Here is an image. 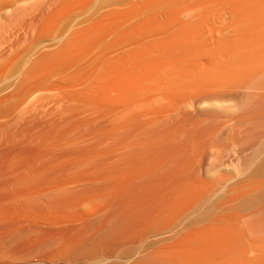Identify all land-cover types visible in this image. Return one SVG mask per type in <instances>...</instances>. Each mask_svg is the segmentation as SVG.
I'll return each mask as SVG.
<instances>
[{"label":"rangeland","instance_id":"obj_1","mask_svg":"<svg viewBox=\"0 0 264 264\" xmlns=\"http://www.w3.org/2000/svg\"><path fill=\"white\" fill-rule=\"evenodd\" d=\"M262 158L264 0H0V264H264Z\"/></svg>","mask_w":264,"mask_h":264},{"label":"bare ground","instance_id":"obj_2","mask_svg":"<svg viewBox=\"0 0 264 264\" xmlns=\"http://www.w3.org/2000/svg\"><path fill=\"white\" fill-rule=\"evenodd\" d=\"M254 172L255 173H264V158H262V160H260L258 163H257V165L255 166V168H254ZM239 196V195H238ZM237 199V201H236V203L239 205V206H242V207H248V206H250V205H252L254 202H256L257 201V199H258V195H242V196H239L238 198H236ZM157 220V219H156ZM212 229V228H211ZM203 233V232H202ZM205 233V232H204ZM221 234V233H220ZM200 235V234H199ZM248 235V234H247ZM220 236H223V235H219V233L217 232V231H214V232H209V233H205L202 237H201V239H200V241L202 240V238H203V242L205 241L206 243H207V245L208 246H205L204 247V249L206 250L207 248H209V246L210 247H212L213 249H214V252H213V250L211 249V248H209V249H207V251L209 250V251H211L212 250V252L213 253H209V256H206V254L208 255V252H205V250H203V252L204 253H202L201 255L203 256H201L202 258L201 259H205V257H206V259L208 258L209 259V257H210V259H212L213 257H215L214 256V254H216L215 252L216 251H219V250H221V253L220 254H222V250L224 251V248L226 247V246H228V245H226L225 247H224V242H222V241H225V239L223 240L222 238H220ZM198 237V236H197ZM196 237V238H197ZM228 237V236H227ZM224 238V237H223ZM228 240H229V238H228ZM246 241V240H245ZM70 242V241H69ZM179 242V241H178ZM198 242V244L200 245V246H198L197 247V250H196V254H197V251H198V249H201V247L204 245V243L202 242H199L198 241V238L196 239V243ZM227 243H229L228 241H226ZM79 243V242H78ZM77 243V244H78ZM190 243V242H189ZM247 243V242H246ZM72 244V243H71ZM76 244V242H73V244H72V246L69 244V246H67L68 248H70V250H71V248H73L72 250H75V249H77V248H79V246L80 245H77ZM80 244V243H79ZM175 245V244H174ZM200 247V248H199ZM207 247V248H206ZM224 247V248H223ZM223 248V249H222ZM258 248V247H257ZM81 249V248H80ZM174 249V248H173ZM78 250V249H77ZM175 250V249H174ZM202 250H199V252H198V256H200V252L202 251ZM231 250H232V248H231ZM256 250V249H255ZM228 252H230V251H228ZM219 253V252H218ZM224 253V252H223ZM231 253V252H230ZM253 253V252H252ZM179 254V253H178ZM177 254V255H178ZM196 254H194V256H197ZM220 254H218V256L217 257H219V255ZM211 255H212V258H211ZM190 256H191V258H192V256L193 255H191L190 254ZM205 256V257H204ZM226 257V256H225ZM178 258V257H177ZM190 258V259H191ZM197 258V257H196ZM196 258H194V259H196ZM200 258V257H199ZM199 258H197V259H199ZM171 259V258H170ZM185 259H186V257H185ZM193 259V260H194ZM179 260V259H178ZM189 260V258H187V260L186 261H188ZM213 260H215L214 258L212 259V261ZM248 260V259H247ZM168 261H170V260H168ZM172 261V260H171ZM174 261V260H173ZM173 261L171 262V263H173ZM183 261H184V259H183ZM182 260L180 261V264H182L181 262H183ZM197 261H201V260H197ZM205 261V260H204ZM208 261V260H207ZM190 262V264H191V261H189ZM189 262H187V263H189ZM194 262V261H193ZM193 262H192V264H193ZM201 262H203V261H201ZM217 262V260H215V263ZM186 263V264H187ZM195 263V262H194ZM206 263V262H205ZM213 263H214V261H213ZM214 263V264H215ZM183 264H185L184 262H183ZM199 264H201L200 262H199ZM241 264H243V263H241Z\"/></svg>","mask_w":264,"mask_h":264}]
</instances>
